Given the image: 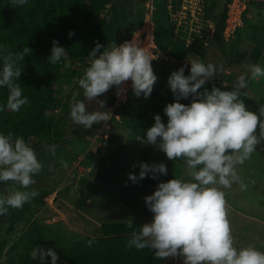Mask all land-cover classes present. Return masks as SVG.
Segmentation results:
<instances>
[{
  "label": "clouds",
  "instance_id": "9594fccd",
  "mask_svg": "<svg viewBox=\"0 0 264 264\" xmlns=\"http://www.w3.org/2000/svg\"><path fill=\"white\" fill-rule=\"evenodd\" d=\"M28 0H11L13 7H22ZM74 32L68 33L69 38ZM103 49V50H101ZM31 49L13 52L8 45L0 46V88H6L8 95L5 108L18 112L29 103L18 83L23 71L25 56ZM90 65L78 80L83 90V100H78L79 92L73 93L70 118L76 125L91 129L94 125L107 123L112 112L105 108V101L97 98L111 88L117 89L121 97L125 85L131 81L134 94L150 96L157 80L152 61L157 56L140 41L131 40L113 47L99 42L90 50ZM67 57V50L53 40L48 62L52 65ZM190 74L185 75V67L173 71L168 79L174 101L164 108L167 123L159 114L154 115V124L146 130V143L165 153L168 160H182L190 179L172 178L160 182L156 190L144 201L153 213L151 222L134 229V222L127 223L134 229L129 247L137 250H155L156 259L181 257L183 264H264V251L254 245L243 248L235 246L232 227L228 218V201L223 189L238 184L241 191L248 189L237 173V166L243 165L264 140V107L259 114L249 111L242 99L240 89L249 80L264 77V67L252 64L237 80L232 91L213 86L209 91L205 86L218 71L213 63L190 61ZM201 89H203L201 91ZM191 97L190 104L180 101ZM96 101L105 111H89L88 102ZM258 133V134H257ZM49 151H52L49 148ZM35 150L21 136L12 132L0 133V182H12L13 187L0 195V216L7 215L9 209H20L39 195L31 189L34 177L42 171ZM139 175L129 173L133 183L145 178L159 179L167 175L164 163L139 165ZM150 174V176H149ZM254 183V181H252ZM31 256L40 264L50 257V264H57L59 256L51 248L36 246Z\"/></svg>",
  "mask_w": 264,
  "mask_h": 264
},
{
  "label": "trees",
  "instance_id": "16d2710c",
  "mask_svg": "<svg viewBox=\"0 0 264 264\" xmlns=\"http://www.w3.org/2000/svg\"><path fill=\"white\" fill-rule=\"evenodd\" d=\"M177 1L174 0L175 3ZM229 1L224 0L222 12L219 13L218 19L214 20L216 23L214 38L219 40L224 39L223 29ZM126 2L127 0H28L27 4L22 7H13L11 0H0V46L6 44L9 46V50L13 52L22 51L24 47L31 49V53L25 56L22 65L23 71L19 81H17L21 84L23 95L28 97L29 103L18 112H13L7 108L0 111V133L12 132L14 136L23 137L25 142L36 152L40 148L54 144L62 143L63 145L64 142L68 141L70 133L85 132L84 142L90 144L95 136L101 132L103 126L114 123L116 116L112 115L107 123H101V126L93 134H90L86 132L83 125H76L72 122L70 108L73 103V93H80L77 97L78 100H83L84 96L83 90L79 88L78 84L66 88L68 81L78 77L79 72L76 69L68 68L65 62L87 60L88 52L95 47V44L97 42L102 45L110 44L113 40L111 33L114 31L116 33L118 29H122L121 33L127 32L119 44L128 41L133 32L141 26L144 14L142 13L139 18H136L138 8L143 11V2L142 4L131 2V5L128 3L131 7L132 20L126 21ZM168 2L169 0H156V42L159 48L173 55L180 62L193 56L200 60L203 59L206 53L199 38H196L198 43L196 48L197 43L193 42L187 45L185 39L176 35ZM216 3L217 0H212L206 6V13L212 18L213 5ZM251 6L248 7L244 15L242 28L254 32L255 24L247 17ZM70 31L74 32L71 38L68 36ZM53 40L58 41L59 46L67 50V57L55 65L48 62ZM256 51L258 54L260 53L259 48ZM258 54L255 56L258 57ZM242 56H246V53H243ZM156 68H160V71H156ZM0 69H2V59H0ZM153 71L157 80L150 96L147 98L144 95L137 97L131 93L130 98L124 102L129 117L122 113V123L126 128L135 131L137 135H141L144 127L153 122L154 113L159 114L166 124L167 117L163 110L168 103L174 101L168 79L173 71H177V65L167 63L154 67ZM189 74V66H186L185 75ZM237 80L222 77V82L212 81L205 84L204 87L209 91L213 86L219 87L221 90L232 91L237 87ZM249 85L250 80L245 88L240 89V99L244 101L249 111L259 114L260 108L264 107V98L251 92ZM116 91L117 89L113 87L106 92L107 95L105 93L97 98L98 100L107 99L108 110L111 112ZM62 94H66L64 102ZM7 95L8 90L0 88V105L6 104ZM132 95L135 96L138 106L129 103ZM180 102L190 104L191 97L182 99ZM91 108L95 111V109L99 110L100 107H92L88 102L89 111ZM256 149L264 156V140L257 145ZM77 157L78 155L75 154V157L70 158V161ZM175 161L184 164L182 160ZM139 165L133 155L127 154L117 168L126 176H129V173L138 176ZM139 181L145 184L155 183V179L151 178ZM8 188H10L8 183L0 182V195H6ZM86 189L89 193L99 194L103 199L112 202H122L129 195L128 191L112 178H109V183L105 187L86 183ZM50 193H52L51 187L42 189L37 205L44 204L45 197ZM17 214L14 215L13 210L9 209L10 221L4 220L2 215L0 222L7 226V231L13 232L15 230V224L20 213ZM127 223H103L100 225L99 236H90L74 241L51 227L33 221L29 225L26 235L13 241L14 243L6 251L7 260L4 264H35L36 260L32 258L31 253L36 246L55 250L59 260L64 264H165L167 259L155 258V250L147 248L137 250L135 247H129L132 231L134 229L138 231L139 226L143 224L134 222V229H129ZM8 244V239H4L1 243L0 259L2 252L9 246Z\"/></svg>",
  "mask_w": 264,
  "mask_h": 264
},
{
  "label": "rangeland",
  "instance_id": "374dc122",
  "mask_svg": "<svg viewBox=\"0 0 264 264\" xmlns=\"http://www.w3.org/2000/svg\"><path fill=\"white\" fill-rule=\"evenodd\" d=\"M223 4L224 0H217L216 5H213L214 20L218 19L219 13L222 12ZM137 13L136 18H139L143 13L142 9L138 8ZM247 17L255 24L254 32L242 28L232 40L209 39L207 45H203V50L206 53L203 59L200 60L193 56L186 60L189 69L192 60L215 64L218 71L216 76L207 82L210 83L212 81L222 82V77L238 79L252 64H260L264 67V3L253 4ZM111 34L114 41L120 39L115 36V31ZM258 48L260 49L259 54L256 51ZM243 53H246V56L243 57ZM256 54L258 57L255 56ZM77 61L65 62L68 68L76 69L79 72L78 77L68 81L67 89L69 86L78 84L84 70L90 65L85 60L82 61L81 66H78ZM156 71H160V68H156ZM249 89L264 98V77L250 80ZM128 98H130V94ZM62 99L64 102L66 94H62ZM104 101L105 108L108 109L107 99ZM129 101V103L138 106L134 95ZM90 105L99 107L96 101H91ZM106 109L99 108V111ZM97 110L95 109V111ZM116 110L114 123L103 126L101 132L90 144L84 142L83 136H74L71 141L66 142L72 146L71 157H75V154L80 157L69 161L70 159L65 157L61 150L52 147H43L36 151L37 158L43 168L40 174L34 177L35 184L28 190L35 189L40 193L45 187H51L52 193L45 197V202L41 206L37 205L38 195L31 202L25 203L22 209L10 208L14 215L20 214L13 232L7 231V226L0 222V245L4 239H8L9 242V246L1 254L0 264H4L7 260L5 254L14 243L13 241L26 235L28 227L33 221L51 227L74 241L90 236H99L100 225L103 223L128 222L130 219L133 222L148 223L151 222L153 213L147 209L144 197L151 195L160 182H166L174 177L183 180L190 179L184 164L168 160L163 152L146 143V130L154 124V120L144 127L141 135H137L135 131L126 128L122 123V113L129 117L124 101ZM90 111H93V108ZM154 115L156 114H153V119ZM100 126L101 124H97L91 129L85 130L93 134ZM49 148L52 151H49ZM127 154L133 155L139 164L141 162L149 164L162 162L166 164L168 174L160 175L158 180L155 179L154 184H145L139 180L133 183L129 180V176L121 173L117 168ZM236 170L241 179L249 186L246 191H241L238 184H233L230 189H223L228 201V218L233 236H238L239 232L246 230L247 224V230L253 235L249 238L250 242H253L258 250L264 251V236L259 237L256 234L258 231H264V226L247 218V216H256L264 219V156L256 149L251 158L243 165H238ZM109 178L114 179L128 191L129 195L124 201H108L99 194L89 193L86 189V183L105 187L109 183ZM8 185L13 187L11 181L8 182ZM3 217L4 220L10 221L8 214ZM1 218L2 216H0V220ZM35 264H40V262L36 260ZM45 264H50V257L47 258ZM57 264L64 263L58 259ZM165 264H183V259L181 257L167 258Z\"/></svg>",
  "mask_w": 264,
  "mask_h": 264
},
{
  "label": "built area",
  "instance_id": "2783aa9c",
  "mask_svg": "<svg viewBox=\"0 0 264 264\" xmlns=\"http://www.w3.org/2000/svg\"><path fill=\"white\" fill-rule=\"evenodd\" d=\"M212 0H169L168 9L170 17L174 24V31L177 36L186 40L187 45L196 42L199 38L202 45H207L209 39H214L216 34V23L211 15H207L206 6ZM264 3V0H230L227 3V15L225 18V26L223 36L226 41L232 40L237 31L244 25V15L250 5ZM156 0L143 1V22L128 41L138 40L141 46H145L148 50L157 56V59L152 61V68L159 67L163 64L177 65V70L181 66H188V62L184 60L180 62L173 55L159 48L156 42V22H155ZM120 44H115L113 47ZM198 47V43L195 45ZM89 64L91 58L86 60ZM78 66H81L82 61H77ZM81 68V67H80ZM126 91L121 96L116 98L112 106V115L117 114V110L123 101H127L129 94L133 91L131 81L125 85ZM117 92V91H116Z\"/></svg>",
  "mask_w": 264,
  "mask_h": 264
},
{
  "label": "crops",
  "instance_id": "0c3cea01",
  "mask_svg": "<svg viewBox=\"0 0 264 264\" xmlns=\"http://www.w3.org/2000/svg\"><path fill=\"white\" fill-rule=\"evenodd\" d=\"M131 2H134V3H136V2H139L140 4H142V2H143V0H127V2H126V4H127V6H126V11L127 12H125V20L126 21H131L132 20V16L130 15V10H131V7H130V5H131ZM130 5H129V4ZM123 19V18H122ZM121 31H122V29H118L117 31H116V33H115V36L116 37H120V39L119 40H116V41H111V43L110 44H119L120 42H122L123 41V39L125 38V36L127 35V32L126 31H124L123 33H121ZM85 132L84 133H80V134H77V133H70L69 134V139H68V141H66V142H69V141H71V139H72V137H74V136H78V135H80V136H85ZM65 142V143H66ZM64 143V144H65ZM49 147H52V148H56L57 150H61V152H62V154L65 156V157H67V158H72L71 157V148H72V146L70 145V144H65V145H62V143L61 144H55V145H51V146H49ZM78 157H80V155L78 156ZM70 161V160H69ZM68 161V162H69ZM247 218H248V220H253V221H256V222H258L260 225H262V226H264V219L263 218H260V217H256V216H247ZM247 228H248V225L246 224V230H243L242 232H239V235L238 236H235L234 237V239H235V246L237 247V248H243V247H247V246H249V245H255L253 242H250V240H249V238H250V236H253V235H251L252 233L250 232V231H248L247 230ZM256 233V232H255ZM259 237H261L262 235L264 236V231H258V233H256ZM255 234V235H256Z\"/></svg>",
  "mask_w": 264,
  "mask_h": 264
},
{
  "label": "water",
  "instance_id": "95a60500",
  "mask_svg": "<svg viewBox=\"0 0 264 264\" xmlns=\"http://www.w3.org/2000/svg\"><path fill=\"white\" fill-rule=\"evenodd\" d=\"M115 44H113L112 46H114Z\"/></svg>",
  "mask_w": 264,
  "mask_h": 264
}]
</instances>
